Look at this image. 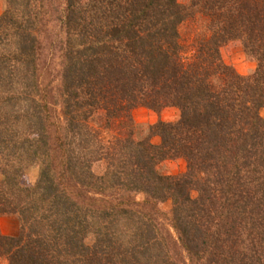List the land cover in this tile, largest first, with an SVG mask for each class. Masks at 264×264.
I'll list each match as a JSON object with an SVG mask.
<instances>
[{"label": "trees", "instance_id": "1", "mask_svg": "<svg viewBox=\"0 0 264 264\" xmlns=\"http://www.w3.org/2000/svg\"><path fill=\"white\" fill-rule=\"evenodd\" d=\"M55 1L0 15V261L264 264V0H58L54 33ZM138 108L179 118L140 137Z\"/></svg>", "mask_w": 264, "mask_h": 264}, {"label": "rangeland", "instance_id": "2", "mask_svg": "<svg viewBox=\"0 0 264 264\" xmlns=\"http://www.w3.org/2000/svg\"><path fill=\"white\" fill-rule=\"evenodd\" d=\"M57 1V2H56ZM55 5H59L58 13H51L49 15L48 29L49 31H53L54 33H58L59 31V21L56 20L58 15L62 9V1L56 0ZM179 4L185 5L188 3L189 0H177ZM4 10V0H0V15L3 13ZM184 31V28H183ZM221 57L225 64L234 68V70L241 76H248L250 75L256 68V63L254 60L248 58L242 50L240 43L238 42H231L221 48ZM55 89L58 86V81H56L53 85ZM55 113V117L59 123V126H63L62 117L60 114L59 106L53 107ZM260 116L264 119V108L260 110ZM132 116L134 119L135 124L137 125V132L139 133L138 136L144 137V134H147V128L150 125H154L159 121L163 122H175L179 118V112L175 108H166L162 110L160 113L156 114L150 110L144 108H138L132 112ZM152 143L158 145L160 143V139L158 137H152ZM160 171L165 175L175 176L178 174H182L186 171V164L183 160H171L165 161L159 166ZM95 170L99 173L102 171V167L97 166ZM39 169L37 166L29 167L25 172V177L30 185H34L38 179ZM138 197L137 199H140ZM171 209L170 202H166L163 205L159 206V211L161 212L162 216L159 219L160 223H162L166 228H169V222L167 221L168 214ZM166 219H165V218ZM0 224L3 232L7 235L16 236L18 234V222L14 218H7L3 217L0 219ZM0 264H5V262L0 261Z\"/></svg>", "mask_w": 264, "mask_h": 264}]
</instances>
